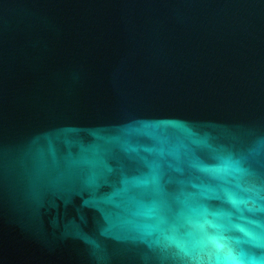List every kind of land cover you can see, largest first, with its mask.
Instances as JSON below:
<instances>
[{"label":"water","instance_id":"1","mask_svg":"<svg viewBox=\"0 0 264 264\" xmlns=\"http://www.w3.org/2000/svg\"><path fill=\"white\" fill-rule=\"evenodd\" d=\"M0 264H264V0H0Z\"/></svg>","mask_w":264,"mask_h":264}]
</instances>
